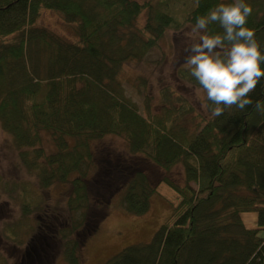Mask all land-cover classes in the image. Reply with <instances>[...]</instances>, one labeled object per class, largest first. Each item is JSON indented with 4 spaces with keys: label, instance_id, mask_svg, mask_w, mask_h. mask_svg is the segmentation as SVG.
Segmentation results:
<instances>
[{
    "label": "trees",
    "instance_id": "1",
    "mask_svg": "<svg viewBox=\"0 0 264 264\" xmlns=\"http://www.w3.org/2000/svg\"><path fill=\"white\" fill-rule=\"evenodd\" d=\"M172 1L188 2L0 0V123L42 188L72 185L67 201L72 226L62 230L69 264H82L87 239L81 243L73 236L91 215L93 144L107 136L125 139L131 153L167 172L182 165L185 180L182 185L169 176L160 179L177 193L171 217L151 242L127 246L105 264H264V113L254 105L243 112L233 107L193 127L188 123L192 105L172 87L160 90L162 113L154 114L150 96L142 112L119 80L123 66L143 60L168 30L194 25L198 16L231 2L192 0V8L177 17L170 11ZM246 2L253 8L247 26L264 53V0ZM44 11L58 13L74 39L40 26ZM143 13L147 18L141 26ZM209 32L223 29L214 23ZM179 73L200 87L189 68ZM251 98L264 103V79ZM207 104L210 111L215 107ZM45 134L51 137V152L44 147ZM118 174L119 181L106 180L110 195L103 198L121 194L129 214H146L157 184L138 167L128 173L123 166ZM102 202L103 214L89 236L108 216L109 203ZM23 208L26 214L31 209L28 203ZM250 211L258 214L257 227L242 219ZM0 264H7L3 257Z\"/></svg>",
    "mask_w": 264,
    "mask_h": 264
},
{
    "label": "rangeland",
    "instance_id": "2",
    "mask_svg": "<svg viewBox=\"0 0 264 264\" xmlns=\"http://www.w3.org/2000/svg\"><path fill=\"white\" fill-rule=\"evenodd\" d=\"M192 5V0L187 3L172 1L170 11L183 17ZM146 18L143 13L138 25H144ZM39 25L67 40L74 39L72 27L54 11H44ZM190 26L185 25L177 31L168 30L159 47L151 50L143 60L127 62L123 66L119 80L127 96L142 112L146 97L150 96L154 114L162 113L160 90L164 86L172 87L192 105L194 111L188 116V123L197 127L203 118L211 116V111L206 93L194 83L183 80L179 73L188 68L186 59L190 53L187 49L194 42ZM44 147L48 152L54 150L47 134L44 135ZM93 150L95 166L88 179L92 190L91 215L87 226L73 237L81 243L85 237L87 239L81 247L82 264H105L127 246L151 242L155 232L171 217L178 202L177 193L160 179L169 176L183 185L185 175L182 165L167 172L144 155L131 153L126 140L118 136L97 140ZM123 166L127 167L128 173L136 167L143 169L157 184L158 193L151 199L150 209L144 215L129 214L121 194L116 193L108 199L102 196L110 195L106 180L119 181L118 171ZM71 193L70 183L42 188L37 175L22 164L20 150L0 123V258L3 257L7 264H69L64 254L62 230L72 226L73 213L67 204ZM101 202L109 203L108 216L99 224L97 232L89 236L103 214ZM24 203L30 205L28 214L24 212ZM242 219L247 226L257 227L256 212H244ZM260 236L264 237V230Z\"/></svg>",
    "mask_w": 264,
    "mask_h": 264
},
{
    "label": "clouds",
    "instance_id": "3",
    "mask_svg": "<svg viewBox=\"0 0 264 264\" xmlns=\"http://www.w3.org/2000/svg\"><path fill=\"white\" fill-rule=\"evenodd\" d=\"M253 8L246 0L220 3L190 26L194 41L186 66L206 98L215 107L213 118L235 107L243 112L247 106L264 113V103L253 101V93L264 79V53L255 32L247 26ZM219 24L222 33H210V24ZM199 91V89H198Z\"/></svg>",
    "mask_w": 264,
    "mask_h": 264
}]
</instances>
